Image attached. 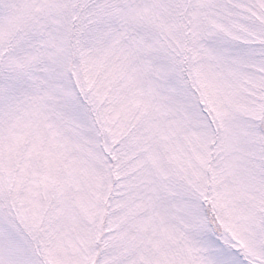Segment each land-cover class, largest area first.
Masks as SVG:
<instances>
[{
  "label": "snow or ice",
  "instance_id": "1",
  "mask_svg": "<svg viewBox=\"0 0 264 264\" xmlns=\"http://www.w3.org/2000/svg\"><path fill=\"white\" fill-rule=\"evenodd\" d=\"M0 264H264V0H0Z\"/></svg>",
  "mask_w": 264,
  "mask_h": 264
}]
</instances>
